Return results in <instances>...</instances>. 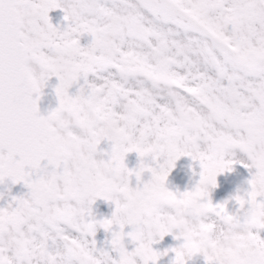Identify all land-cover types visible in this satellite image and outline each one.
Segmentation results:
<instances>
[{"label":"snow or ice","instance_id":"obj_1","mask_svg":"<svg viewBox=\"0 0 264 264\" xmlns=\"http://www.w3.org/2000/svg\"><path fill=\"white\" fill-rule=\"evenodd\" d=\"M58 8L68 22L62 32L49 17ZM85 34L91 42L81 47ZM51 77L57 106L42 116ZM54 135L62 149L55 157ZM102 141L110 150L98 152ZM233 150L255 169L249 190L233 198L231 212L227 201L213 206L209 192L203 206L247 213L264 229V0H0V184L28 190L12 197L14 207H0V264H81L77 254L95 245L87 238L98 227L121 240L115 254L128 264L155 260L160 253L148 244L126 250L136 222H116L121 204L152 191L171 200L201 195L199 184L214 189L209 154ZM130 153L139 161L131 170ZM183 156L200 161L199 184L174 193L166 178ZM109 164L121 177L115 200L97 175L112 179ZM144 173L142 187H129ZM97 199L115 205L110 218L92 216ZM166 235L162 226L159 238ZM168 251L179 264L180 250ZM203 258L209 264L208 253ZM240 264H264V239L254 232Z\"/></svg>","mask_w":264,"mask_h":264},{"label":"clouds","instance_id":"obj_2","mask_svg":"<svg viewBox=\"0 0 264 264\" xmlns=\"http://www.w3.org/2000/svg\"><path fill=\"white\" fill-rule=\"evenodd\" d=\"M57 68L59 71H65L66 63L58 64ZM51 141L53 144L51 155L55 157L62 151L58 143L59 136H52ZM232 155V152H213L209 154V159L218 169L215 180H217L218 175L230 173L232 165L240 162L231 159ZM226 156L229 158L225 159ZM161 158L166 161L168 158L167 153L164 152ZM178 160L175 161V164ZM155 162V159H153L152 163ZM100 163L103 164L104 161L101 159ZM109 170L115 172L112 179L106 178L99 172L97 175L102 183L112 185L111 198L115 200L119 195L117 189L120 188V185L113 183V180L119 182L121 177L118 171L111 169L110 164L105 167V172ZM85 174H88L87 169H85ZM197 183L199 184V182ZM199 187L201 195L181 196L171 200L162 198L158 191H152L146 196H137L126 205L121 204V215L116 218V222L118 223L120 219L126 220L128 217L133 218L136 222L134 229L136 239L132 242L137 247L141 244H148L152 250V245L159 243L156 238L159 237L161 227H165L168 235H173L174 240L182 241L176 247L181 252L179 264H187V260L192 258L189 255L192 246L196 247L199 250L198 254L202 256L208 253L209 264H240L241 250L247 245L248 237L253 232L256 221L247 213L228 215L224 212L212 210L210 214V210L204 207L203 204L207 202L206 193L210 191L211 186L199 184ZM165 207L171 211H163ZM112 226V224L109 225V230ZM109 243L111 253H115V249L121 245V240L111 238ZM111 253L104 249L98 250L94 245L89 251H82L77 256L81 264H128L126 258H118L117 255L114 257ZM159 253L160 255L155 260L148 258L151 264H158V260L167 255L166 252ZM148 260L145 261V264H148ZM175 260L174 254L173 261Z\"/></svg>","mask_w":264,"mask_h":264},{"label":"flooded vegetation","instance_id":"obj_3","mask_svg":"<svg viewBox=\"0 0 264 264\" xmlns=\"http://www.w3.org/2000/svg\"><path fill=\"white\" fill-rule=\"evenodd\" d=\"M49 17L52 25L54 27H57L61 32L68 26V22H66L63 18L64 12L61 11L59 8L49 12ZM90 42H91V36L85 34L84 36L80 37L81 47L87 46ZM89 80H92L91 76L89 77ZM57 83L58 81L56 80V78L51 77L47 82V85L43 89V95L41 100L44 103V105L48 107L50 110L54 109L57 106V101L55 98V94L53 92V88ZM82 83L83 80L78 81L77 85H74L71 89H69V94L74 95L77 90V87ZM101 150L103 151L109 150L106 141H102L101 144L98 146V152ZM233 151H235L237 155H240L245 162L250 164V161H248L246 156L242 154L239 150H233ZM235 156L236 155H233V159L235 158ZM96 158L97 159L103 158L105 160L107 159V157H99V156H97ZM186 161H187V157H183L181 159V162L179 160L176 162V169L179 171V173L182 174L184 181L181 180L176 184H172L171 187H170L171 184H165L167 190L172 191L174 193L176 192L183 193L184 191H191L192 188L195 186V184L199 181V173L201 172V168L196 169L194 172H190L186 167ZM138 163L139 161L138 158L135 156V154L130 153L126 156L125 164L130 170L136 168ZM253 170L255 173V169ZM234 175L238 176V172L236 168H232V171L230 173H225L217 176V180H216L217 187L214 189H210L209 197H208V199L211 201L213 206L217 204H223L225 203V201H227L228 203L225 205L227 210H229L230 212L234 210L235 201L233 198L238 194L235 192V189L229 185L231 184L232 186H237V182L240 185L242 184L241 180L237 179ZM228 177L229 179H233V180L228 181L227 180ZM133 179H135V176L129 178L130 180L129 187L131 188H136L137 186L142 187L143 183L147 182L148 179H150V174L149 173L142 174L141 182L139 185L137 184L136 179L135 180ZM1 185L6 186L8 188L3 190V193L0 196V207H6L8 204H13L12 197L26 196L28 192V190L23 186V184L12 185L10 181H5V183ZM14 206L15 205L13 204V207ZM114 209H115L114 204L106 203L105 201L100 199H97L95 203L91 206L92 216L97 221L104 218H110L111 213L114 211ZM113 230H116L115 226ZM129 231H131V228L126 226L124 229L125 234ZM253 232L254 234H257L261 239H264V229L261 230L254 229ZM87 239L94 240L95 247L98 250L104 249L111 253V246L109 243V241L111 240L110 232H105L103 229L98 227L96 229L95 236L89 237ZM156 239L159 240V243H154L152 245V248L154 251L157 252H165L168 249L178 247L179 244L182 243V241L174 240L173 235L171 234L164 236L162 240L159 237H157ZM124 243L127 251H132L136 247V245L133 242H131L127 238V236H125ZM111 254L114 257L116 256L115 253H111ZM173 259H174V253L168 251L166 256H162L158 260V264H171ZM187 264H205V261L202 255L197 254L196 256H193L191 259L187 260Z\"/></svg>","mask_w":264,"mask_h":264},{"label":"rangeland","instance_id":"obj_4","mask_svg":"<svg viewBox=\"0 0 264 264\" xmlns=\"http://www.w3.org/2000/svg\"><path fill=\"white\" fill-rule=\"evenodd\" d=\"M107 145H108L109 150H110V144L108 142H107ZM232 153H233V155L235 154L234 152H232ZM133 154H135V153H133ZM233 155L231 156V159H232ZM135 156H136V154H135ZM128 157H130V156H128ZM183 157H187L186 167L190 172H194L196 169L200 168V162L199 161L193 160L190 156H183ZM183 157H181L179 159L180 162H181V159ZM228 158L229 157H225V159H228ZM242 161H240V164H239V167L241 168L240 169L241 172L239 171V173H238L240 175L242 181H243L242 184L240 185L237 182V186H232L231 184L229 185L235 189V192L237 194H241V195L249 190V185L247 182L251 179V176L255 174L253 168L243 167L242 164H247V163H245V161L244 162H242ZM146 162H148L149 165L152 166L150 161H146ZM133 180H135V179H133ZM181 180L184 181V178H183L182 174L179 173V171L176 169V164H175L173 171L170 173V175L167 178L166 184H171L170 185V187H171L172 184H176V183L180 182ZM227 180L232 181L233 179H229V177H228ZM228 189H229V187H228Z\"/></svg>","mask_w":264,"mask_h":264},{"label":"water","instance_id":"obj_5","mask_svg":"<svg viewBox=\"0 0 264 264\" xmlns=\"http://www.w3.org/2000/svg\"><path fill=\"white\" fill-rule=\"evenodd\" d=\"M38 108H39V114L42 116L47 115L49 112L46 108H44L41 102H39Z\"/></svg>","mask_w":264,"mask_h":264},{"label":"bare ground","instance_id":"obj_6","mask_svg":"<svg viewBox=\"0 0 264 264\" xmlns=\"http://www.w3.org/2000/svg\"><path fill=\"white\" fill-rule=\"evenodd\" d=\"M237 158H240L238 155L235 156L234 160H237ZM234 164H238V163H234ZM0 189H2V185L0 184Z\"/></svg>","mask_w":264,"mask_h":264}]
</instances>
